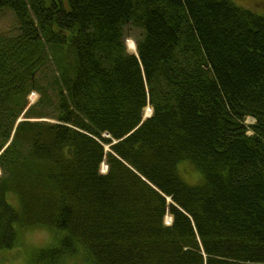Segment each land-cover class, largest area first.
Listing matches in <instances>:
<instances>
[{
    "label": "trees",
    "instance_id": "1",
    "mask_svg": "<svg viewBox=\"0 0 264 264\" xmlns=\"http://www.w3.org/2000/svg\"><path fill=\"white\" fill-rule=\"evenodd\" d=\"M2 7L20 34L0 37V252L45 228L63 235L35 264L79 251L88 264H264V15L229 0Z\"/></svg>",
    "mask_w": 264,
    "mask_h": 264
},
{
    "label": "rangeland",
    "instance_id": "2",
    "mask_svg": "<svg viewBox=\"0 0 264 264\" xmlns=\"http://www.w3.org/2000/svg\"><path fill=\"white\" fill-rule=\"evenodd\" d=\"M236 7L249 10L257 15H264V0H229ZM20 34L19 23L14 12L8 7L0 8V37L13 38ZM125 34L127 35L125 40L126 49L127 40L138 39L141 36V30L136 29L130 25L125 28ZM135 43V42H134ZM129 52V51H128ZM130 53V52H129ZM132 54V53H130ZM135 55V54H134ZM32 97V98H31ZM28 106H35V109H39L38 101L39 95L36 92H31L27 97ZM37 105V108H36ZM152 112V109L147 106L144 110V116L146 110ZM47 112V111H45ZM19 120H24L22 116ZM31 121H46L52 122L48 117L46 118H33ZM254 124V120L247 117L244 121V125L247 127V135H251L250 125ZM178 171L184 182L191 186L201 185L203 182L202 176L194 169V167L188 162H182L178 165ZM1 175V174H0ZM11 204L17 207V201L14 197H11ZM168 201V200H167ZM170 215H165L164 224H170ZM63 235L62 232L52 233L45 228H33L19 230L17 229V239L14 247L11 250L0 252V264H35L36 259L34 253L40 249L54 247L58 245L59 238ZM62 259V258H61ZM60 259V260H61ZM88 264L82 251H79L74 256H66L58 264Z\"/></svg>",
    "mask_w": 264,
    "mask_h": 264
},
{
    "label": "bare ground",
    "instance_id": "3",
    "mask_svg": "<svg viewBox=\"0 0 264 264\" xmlns=\"http://www.w3.org/2000/svg\"><path fill=\"white\" fill-rule=\"evenodd\" d=\"M127 48H128V51H129L130 53H132V54H135V53H136V46H135V43H134L132 40H130V39L127 40ZM31 98H32V97H31ZM149 110H150V109H148V111L146 112L147 116L145 115V116H144V119H145V118H148V117L152 114V112H150ZM105 136H107V135H105ZM106 149H107V147H106ZM99 171H100L101 174H106V172H107V166H106V164H105L104 162H102V163L100 164Z\"/></svg>",
    "mask_w": 264,
    "mask_h": 264
},
{
    "label": "water",
    "instance_id": "4",
    "mask_svg": "<svg viewBox=\"0 0 264 264\" xmlns=\"http://www.w3.org/2000/svg\"><path fill=\"white\" fill-rule=\"evenodd\" d=\"M135 55H136V53H135ZM20 121V120H19ZM168 201H169V199H168Z\"/></svg>",
    "mask_w": 264,
    "mask_h": 264
},
{
    "label": "built area",
    "instance_id": "5",
    "mask_svg": "<svg viewBox=\"0 0 264 264\" xmlns=\"http://www.w3.org/2000/svg\"><path fill=\"white\" fill-rule=\"evenodd\" d=\"M169 222H171V220Z\"/></svg>",
    "mask_w": 264,
    "mask_h": 264
}]
</instances>
